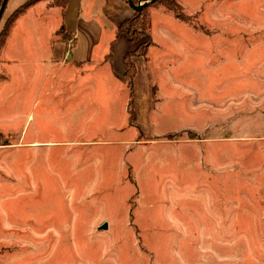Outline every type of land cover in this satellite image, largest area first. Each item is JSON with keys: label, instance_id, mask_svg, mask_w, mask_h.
<instances>
[{"label": "rangeland", "instance_id": "1", "mask_svg": "<svg viewBox=\"0 0 264 264\" xmlns=\"http://www.w3.org/2000/svg\"><path fill=\"white\" fill-rule=\"evenodd\" d=\"M170 2L125 113L87 89L0 133L39 142L0 149V264H264V0Z\"/></svg>", "mask_w": 264, "mask_h": 264}, {"label": "crops", "instance_id": "2", "mask_svg": "<svg viewBox=\"0 0 264 264\" xmlns=\"http://www.w3.org/2000/svg\"><path fill=\"white\" fill-rule=\"evenodd\" d=\"M26 1L7 0L0 31L6 19ZM133 13L126 0H34L12 21L0 43V123H8L0 126V133L23 117L22 134L35 121L34 108L40 103L43 120L49 117L51 102L70 101L74 114L81 112L76 104L86 102L82 98L88 91L110 105L112 116L115 108L118 115L122 114L128 99L120 98V81H126L120 73L125 72V54L135 46L123 35L116 36V29ZM150 38L153 41L152 32ZM132 61V92L144 95L140 78L144 60ZM126 89L132 94L129 86ZM77 116L81 118V113ZM74 118L77 120L76 115ZM109 125L114 124L109 122L104 127ZM9 144L36 147L39 142H5L0 149Z\"/></svg>", "mask_w": 264, "mask_h": 264}, {"label": "trees", "instance_id": "3", "mask_svg": "<svg viewBox=\"0 0 264 264\" xmlns=\"http://www.w3.org/2000/svg\"><path fill=\"white\" fill-rule=\"evenodd\" d=\"M33 1L34 0H28L25 3H23L13 12V14H11V16L8 19H11V21H13L20 13H22L29 5H31ZM133 1L136 2L137 0L136 1L133 0ZM170 1L171 4L173 3L178 7L175 0H170ZM170 9H172V7ZM172 10L175 12V16L178 19L186 21V17L182 13L176 12L175 9ZM146 16L147 15L145 14V6H144L141 10L134 11L133 15L130 18L122 21L116 29V36L123 35L131 43H136L137 41L140 40V37L142 36L145 38L144 43L137 44L135 48L132 51L126 53L124 57L125 60L124 77L127 79L126 82L128 83L131 92H132V80L135 75V65L130 60V58L132 56L144 55L147 52L148 45H150L151 43L150 33H149L150 22H149V18ZM6 23L4 24V28H2L0 31V43L3 41L4 36L7 35V32L10 29V26L7 25ZM129 104L131 105L132 101H130ZM130 115L131 117L135 116L133 110L130 112Z\"/></svg>", "mask_w": 264, "mask_h": 264}, {"label": "water", "instance_id": "4", "mask_svg": "<svg viewBox=\"0 0 264 264\" xmlns=\"http://www.w3.org/2000/svg\"><path fill=\"white\" fill-rule=\"evenodd\" d=\"M153 1H155V0H138L136 2H134L133 0H126V2L129 4V6H131V8L134 11L141 10L147 3L153 2ZM6 3H7V0H1V3H0V17L3 14V11L5 9ZM99 228L100 229H105L106 228V222H103V224H101L99 226Z\"/></svg>", "mask_w": 264, "mask_h": 264}]
</instances>
